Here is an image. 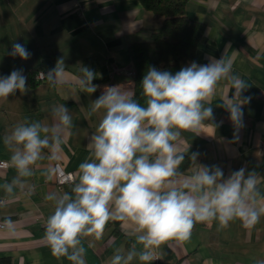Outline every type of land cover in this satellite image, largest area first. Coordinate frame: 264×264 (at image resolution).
<instances>
[{
	"label": "crops",
	"instance_id": "0c3cea01",
	"mask_svg": "<svg viewBox=\"0 0 264 264\" xmlns=\"http://www.w3.org/2000/svg\"><path fill=\"white\" fill-rule=\"evenodd\" d=\"M78 1L86 5L82 12L74 9ZM186 5L188 17L205 25L195 62L231 60L232 75L247 85L241 99H251L242 106L243 127L236 128L224 106L235 89L226 79L218 82L205 105L212 108L213 119L197 131H183L176 141L178 151L185 152L179 169L183 175L176 179L183 182L198 170L197 165L218 166L225 179L242 167L246 175L255 171L264 177V0H190ZM159 22L138 0H0V76L22 70L28 89L0 98V159L10 160L3 137L16 124L28 120L51 126V108L60 104L72 115L58 158L48 159L45 149V159L34 166V175L24 178L11 197L2 185L11 182L16 170L9 166L0 172V196L7 199L0 205V223L7 217L15 222L14 232L0 229V257H9L13 264H71L66 257H54L44 240L45 222L53 211L52 202L44 197L70 191L72 183H55L56 165L77 179L78 166L90 153L87 146L103 114L101 110L86 119L91 102L107 87L133 92V77L127 74L132 70L130 43L151 39V29ZM14 43L22 44L30 58L10 55ZM57 64L64 69L59 83L36 80V72H49ZM82 66L95 73L92 83L98 87L92 94L78 83ZM192 153H198L197 165L185 166ZM259 188L264 196V181ZM217 228V221L197 223L189 241L170 240L154 250L151 261L137 258L131 264H256L264 259V216L251 230L239 220L226 229ZM135 235L133 225L110 221L94 247H88L91 238L82 241L86 264H107L116 249L126 253Z\"/></svg>",
	"mask_w": 264,
	"mask_h": 264
},
{
	"label": "clouds",
	"instance_id": "9594fccd",
	"mask_svg": "<svg viewBox=\"0 0 264 264\" xmlns=\"http://www.w3.org/2000/svg\"><path fill=\"white\" fill-rule=\"evenodd\" d=\"M9 54L23 60L31 55L20 43H14ZM58 64L46 76L41 74L53 85L64 72ZM80 71V87L89 94L96 92L98 86L92 83L95 73L83 66ZM222 79L235 89L224 106L236 128L243 127L242 106L251 97L241 99L247 85L232 75V62L225 58L205 65L192 62L175 74L150 67L141 85L144 106L121 86L107 87L91 102L86 119L101 110L103 114L87 146L90 153L79 164L70 191L50 192L44 197L53 204L44 240L54 257L86 264L82 241L91 238L88 247H94L110 221L133 225L136 235L127 252L116 249L107 264H131L137 258L151 261L154 250L168 241H189L197 223L217 221L220 231L235 220L249 230L260 222L264 206L259 202L264 196L259 185L264 177L255 171L246 175L242 167L225 179L220 167L197 165L198 153H192L189 159L198 170L183 182L176 179L183 175L179 169L185 160V152L178 151L176 141L183 131H197L213 119L212 108L205 105ZM26 81L22 70L0 76V98L8 99L17 90L25 94ZM51 117V126L24 120L4 135L3 144L11 153L7 166L16 170L11 182L2 185L7 196L23 186L24 178L34 175V166L45 159V149L48 159L58 158L64 134L72 127V115L60 104L51 108ZM0 226L9 232L15 230L10 217ZM137 244L142 246L140 250ZM256 264H264V259Z\"/></svg>",
	"mask_w": 264,
	"mask_h": 264
},
{
	"label": "trees",
	"instance_id": "16d2710c",
	"mask_svg": "<svg viewBox=\"0 0 264 264\" xmlns=\"http://www.w3.org/2000/svg\"><path fill=\"white\" fill-rule=\"evenodd\" d=\"M144 10L159 19L151 29V39L130 43L134 99L142 106V79L150 67L169 71L172 74L196 60L198 46L204 36L205 25L198 18L188 17L187 3L190 0H138ZM188 161L185 166L189 165ZM183 167V166H182ZM119 222H116V225ZM0 264H13L7 256L0 257Z\"/></svg>",
	"mask_w": 264,
	"mask_h": 264
},
{
	"label": "built area",
	"instance_id": "2783aa9c",
	"mask_svg": "<svg viewBox=\"0 0 264 264\" xmlns=\"http://www.w3.org/2000/svg\"><path fill=\"white\" fill-rule=\"evenodd\" d=\"M74 7H75L74 9L78 10L79 12H82L84 10V8H86V5L84 2L78 1V2L74 3ZM42 73L46 76L48 72L47 71L36 72L35 77H36L37 81L43 82L46 80V78L41 77ZM127 74L131 77L134 76L133 70H130ZM8 167L9 166H7V161L0 159V172L7 170ZM55 171H56V182L55 183H57L59 186L66 185L68 183L69 184L73 183V181H74L73 174L67 173L64 170H62V168L59 164L56 165ZM6 202H7V199L0 196V205L5 204ZM0 225H2V223H0ZM2 228H4V227L0 226V229H2Z\"/></svg>",
	"mask_w": 264,
	"mask_h": 264
}]
</instances>
